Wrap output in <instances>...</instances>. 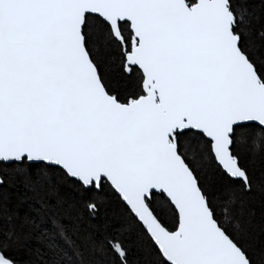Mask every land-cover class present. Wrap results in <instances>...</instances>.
Wrapping results in <instances>:
<instances>
[{
    "label": "snow or ice",
    "instance_id": "obj_1",
    "mask_svg": "<svg viewBox=\"0 0 264 264\" xmlns=\"http://www.w3.org/2000/svg\"><path fill=\"white\" fill-rule=\"evenodd\" d=\"M0 264H264V0H0Z\"/></svg>",
    "mask_w": 264,
    "mask_h": 264
}]
</instances>
